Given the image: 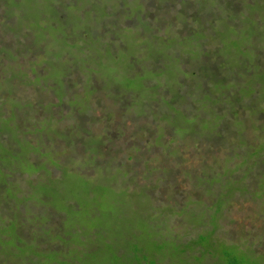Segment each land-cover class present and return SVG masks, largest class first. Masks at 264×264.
<instances>
[{
  "label": "trees",
  "instance_id": "trees-1",
  "mask_svg": "<svg viewBox=\"0 0 264 264\" xmlns=\"http://www.w3.org/2000/svg\"><path fill=\"white\" fill-rule=\"evenodd\" d=\"M7 1L0 0V11L5 14L4 9L8 11V16L0 15V32L10 27L6 23L9 18H15L18 21V38L14 37L17 47L7 39L2 38L0 42V74L6 72L10 75H2V79H11V84L15 83L14 87L9 85L10 89L22 84L56 90L59 102L46 106L51 108L63 105L65 114L58 119L54 117L52 110L47 112L43 101L25 102L11 96L6 101L8 112L3 110V104L0 106V264H264V256L258 253L256 247L224 242L216 236L220 226L218 220L222 219L223 211L234 197L249 193V186H253L256 188V197L264 199V43L257 41L255 62L258 69H250L243 60V53L235 52L233 48L228 49L227 59L234 60L238 65V68H233L226 61H221L219 49L223 47L216 44L218 39L211 32L208 14L196 7L197 4L206 5L207 0H126L124 6L135 3L141 9L139 18H142L140 13L143 9L148 13L147 19L153 20L155 14L150 6H159V3L166 9L177 5L187 9L186 6H189V11L196 12L193 18L203 11L205 15L201 18L204 21L197 18L199 20L196 25L200 28L194 32L188 26L189 20L184 23L177 18L176 22L180 26L184 25V31L189 29V35L192 36L189 40L181 38L171 41L167 32L173 29L168 24L165 36L148 33L141 41L133 31L142 27L132 17L129 22L136 24L130 26L132 28L127 30L121 48H118V52H127L125 66H122L119 56L112 50L113 41H103L111 30L103 35L87 26L85 31L90 38L82 52L86 61L95 62L89 63L91 66L88 67L76 64L73 68L67 61L77 63L80 55L70 50L68 31L72 30L65 26L56 30L53 24L26 22L22 19L25 8L8 6ZM37 1L44 3L42 0ZM54 1L51 4L58 11L60 4L73 6V1ZM115 1L119 6L120 0ZM236 1L238 0L233 1L235 11L243 12L242 6L235 4ZM36 8L41 19L53 16L44 6ZM219 10L221 8L215 11ZM124 11L130 13L127 9ZM60 14L62 17V13ZM193 18H190L191 23H195ZM162 20L161 18L159 22L149 24L156 31ZM167 22L164 20V23ZM239 23L240 17L236 16L233 25ZM31 24L39 27L38 34L53 33L64 42V46H69L68 59L53 60L51 55L56 53L51 52L48 46H42L46 50L41 49L39 39L46 40V35L30 41V35L24 30L30 33ZM19 31H23V37ZM234 31L237 30H232L231 35L220 39L224 43L233 42L236 38ZM117 33L122 34V29ZM210 34L216 37L211 39L212 47L208 50L201 47L199 50L194 49L193 52H199L196 59L198 61L195 66L183 71L178 65L182 57L181 54L177 55L176 50L181 51L187 46L185 43H192V40L209 41ZM250 41L253 42L251 39ZM101 44H104V48L111 47L108 54L104 53V49L96 47ZM209 44L207 42L206 46ZM178 45H182V48H177ZM149 46L156 55L152 57L155 64L151 70L146 64H142L144 59L141 55L132 56L130 51L131 48H136L140 51L143 49L145 53ZM171 50L173 51L170 52ZM40 51H46L47 56L51 57L50 66L53 60L56 64L54 67L62 72L59 80L49 78L44 83V76L50 69L42 74V68L34 67L30 69L34 76L31 78L28 70L22 69L18 64L20 59L33 61L34 52L41 53ZM36 57L43 56L37 54ZM167 58H171L170 64L166 62ZM41 62L38 67H41ZM122 67L127 69L125 75L122 74ZM79 70L85 76L82 92L73 78V73ZM242 71L243 76H240ZM211 74L213 78H210ZM122 76L127 80L125 85ZM136 76L139 83L131 88V78ZM103 98L112 101L108 111L111 110L114 117L116 108L121 115L132 109L136 110V117L142 118L140 130L142 142L146 144L145 149L160 147L157 150L163 153L168 149V156L164 155L167 162H171L169 157L174 156L183 159L181 149L184 147L180 143L173 144L178 138L189 136L191 143H187L186 147L193 148L194 153L207 150L206 147L210 146L220 148L224 154H221L222 159L218 156L204 158L207 162L200 164L201 169L204 168L202 174H194L192 181L194 189L200 190L198 188L202 185L206 186V189H201L202 194L197 195L198 199L203 198L205 191L209 196L216 197L215 215L208 218L205 210L204 215L198 211L193 212L192 209L176 210L169 203L162 205V208L156 207L152 199L157 196L148 192V185H141L135 179L138 173H134L132 169L129 172L117 169L119 162L115 159L114 152L105 148L107 142L103 141L104 130L97 133L95 128L99 122L93 105L96 99L99 108L108 105L107 102L104 104ZM40 108L50 116L44 119V122H49V128L45 130V126L42 129L36 128V125L44 123L41 122L44 116L40 114ZM19 111L28 115H40V120L36 119L34 124L31 122L34 128L28 127L26 123L18 121L16 113ZM150 120L155 124L153 128H159L158 131H152L149 127L148 124L152 123ZM63 121H67V124ZM162 122L164 124L160 128L159 124ZM33 129L35 130L32 131ZM148 131L156 136L147 137ZM252 131L256 132L255 140L250 138ZM30 133L45 135L33 142L26 138ZM169 135L171 138L168 139ZM59 141H63V144L57 145L56 142ZM30 142L32 146H28ZM53 143L55 146H52ZM192 143H198L202 149H198V144L193 146ZM134 150L137 154L131 155L133 163L130 168L136 169L137 164L142 162L140 157L146 154L143 148L141 155L139 147ZM67 162H71V165ZM79 164L92 170L84 169L86 172H82ZM145 167L146 172L151 171L148 162ZM52 168H56L60 175L54 176ZM192 169L199 170L198 167ZM128 173L133 174L128 181L135 185L130 191V187L126 188L127 181L124 179ZM17 174L20 175L16 176ZM186 176L189 177L187 174ZM159 181L162 182L160 187L164 188L167 181L162 177L158 178V186ZM59 182L69 185L66 191L59 187ZM74 186L81 193L79 200L70 195ZM114 194L122 196L120 199L125 200L131 215L125 218L124 226L122 214L117 212L120 205L116 200L120 199H115ZM188 199L193 200L192 197ZM199 201L193 200V203ZM185 214L191 223L195 222L199 226L204 221L211 224L213 229L205 230L195 238L187 234L174 236L171 230H166L169 216Z\"/></svg>",
  "mask_w": 264,
  "mask_h": 264
},
{
  "label": "rangeland",
  "instance_id": "rangeland-1",
  "mask_svg": "<svg viewBox=\"0 0 264 264\" xmlns=\"http://www.w3.org/2000/svg\"><path fill=\"white\" fill-rule=\"evenodd\" d=\"M59 1V0H58ZM72 2L73 6L70 4L69 6H65L60 4L59 11L56 9V6L52 5L51 3H55L54 0H42L44 3H40L37 0H8V6H22L25 13L23 14V20L26 22H32L37 23L41 22L42 24H53L56 28V30H59L61 26H65L70 28L72 31H68V39L70 40L71 48L70 50L75 51L80 56L76 60L77 63H73L71 61H67V64L73 68H75V65L78 64L80 67L85 66H91L89 63H93L95 61H86L82 50L86 47V42L90 38V36L87 35L85 27L91 28V30H94L96 32H102L103 35H106L108 30H111V33L108 34L103 41H113L112 50L113 52H116V55L119 56L118 60L122 64V66H125L127 63V52L123 51L118 52V48H121V42L122 39L125 38V33L128 29H131L136 23L139 24L140 29H136L137 31H133L136 37H140L142 41V37H146L149 33V35H153L156 33H159L160 35L166 34L167 26L170 24V29L173 31L167 32L168 35H170L171 41H176L181 38L189 40L192 36L189 35V29L188 31H184L183 27L184 25L180 26L176 22L177 18L179 21H183L184 23L188 22V26L194 30V32L199 31L200 26L196 25L197 21L201 18V16H204V12L200 11L196 18H193L196 15V12L189 11L188 7L187 9H184L183 6H171L170 8L166 9L163 8L159 3V6H150L153 7V20H148L147 18L148 13L142 9L140 13V17L142 15V18L138 17V13L141 9L138 8L135 3L131 4L129 3V6H124L126 0H120L119 6L118 3H116L115 0H67L66 3ZM130 0H127V2ZM234 0H207L206 5H200L197 4V9H203L209 16L208 24L210 26L211 32L213 35H215L218 39V43L220 47L219 49V56L221 57V61H226L229 63L230 67H237L238 65L234 60H228L226 51L230 48H233L235 52L243 53L244 58L247 62V65H249L250 69L255 68L258 69V66L255 62V50H257V41L264 43V0H238L235 2V4H239L242 6L243 12L237 13L234 8L233 4ZM107 4V5H105ZM36 6H44L48 8L53 16H48L46 19H41L39 16V13L37 12ZM53 6V7H51ZM118 7V8H117ZM167 7V6H166ZM195 7V6H194ZM195 7V8H196ZM221 8V11L216 12L215 10L218 8ZM237 7V6H236ZM124 9L128 10L130 13H127L124 11ZM192 9V8H191ZM3 11H0V15L8 16V11L5 8ZM22 13V12H21ZM62 13V17L61 14ZM117 13V14H116ZM258 14V18H257ZM215 15L221 16L220 18H217ZM236 16L240 17V23L238 25H233L234 21L236 20ZM136 18L135 22H129L131 21V18ZM194 19L195 23H191V19ZM40 18V19H39ZM42 18H44L42 16ZM163 19L160 25V28L158 30H154V28L149 24L159 22ZM188 18V19H187ZM199 18V19H197ZM165 21H168L167 23H164ZM201 21H204L202 18ZM5 21V19H3ZM50 21L51 23H48ZM229 21V22H228ZM2 21L0 20V23ZM24 22V23H26ZM228 22V24L225 27V23ZM10 25V27H6V29L3 32H0V42H2V38L7 39L9 42H13L14 46L17 47L16 40L14 37L18 38L16 36L17 34V26L16 24L18 21L15 18H9L6 22ZM36 25H29L30 33L26 30V34L30 35V41H34V39L42 38L44 35H46V40L41 41L42 44H40L41 49H45V47L48 46V49L56 54H52L53 60H62L65 58L68 59V56H70V53L67 51L69 46H64V42L60 41L53 33L50 35L48 32L44 34L40 33L38 34V28L35 27ZM202 27H204V24H202ZM225 27V28H224ZM4 28V27H3ZM236 32V38L234 41H230L229 43H224L221 37L231 35L232 30H235ZM122 29V34L116 32L118 30ZM106 30V31H105ZM204 32V30H203ZM15 34V35H14ZM19 34L21 37H23V31H19ZM58 34H60L58 32ZM130 34V32L128 33ZM61 38H63V35L60 34ZM116 36L118 38H116ZM153 36H151L153 38ZM165 36V35H164ZM190 36V37H189ZM211 34L208 37L209 41H205L203 39H198L196 41L192 40V43L186 42L187 45L185 48H182L178 45V47L182 48L181 51L176 50L177 55L181 54V61L179 62V67L185 71L188 70L190 67L195 66V63H197V55H199V52H193L194 49L199 50L200 47L204 50H208L210 47H212V38ZM20 38V37H19ZM79 39H82V41H79ZM138 39V40H140ZM155 40L158 38H154ZM229 40L228 38H226ZM253 40V42H249V40ZM6 40V41H7ZM96 40V38H95ZM209 42L210 44L206 46V43ZM234 42H236L234 44ZM45 46V47H42ZM98 48L104 49V53L108 54V51L111 47L104 48V44L96 46ZM176 48V49H177ZM199 48V49H198ZM160 49H162L160 47ZM46 50V49H45ZM94 50V49H93ZM92 50V51H93ZM155 50V49H154ZM185 50V53H184ZM260 50V49H259ZM131 55L135 57H139L140 55L143 57L144 61H142V64H146V67L150 70L152 69V65H154V61L152 60V57H156L153 50H151V47L149 46V49L144 53L143 49L142 51L136 50V48H131ZM171 50L170 52H172ZM41 52V51H40ZM166 52V54L170 53ZM37 54H41L43 57L38 58L36 57ZM32 55V54H31ZM56 55V56H55ZM33 61L29 62L28 59H20L18 61V64L22 69H27L30 73L31 78H34V76L31 74L30 69L31 68H42L41 73L43 74L46 69H50V71L44 76L43 82L45 83L49 78L51 80H59V78L62 76V72L59 71L54 67L56 65L53 63V60H51L52 64L50 66L49 59L51 57H48L46 54V51L37 53L34 52L33 54ZM193 56V59L191 57ZM42 59V62H41ZM41 62L40 66L38 67V64ZM166 62L170 64L171 58H167ZM215 62V59H214ZM154 69V67H153ZM247 69V68H246ZM126 67H122V74H126ZM243 71L240 73V76H243ZM5 74V75H4ZM9 74V73H8ZM6 72L2 73L4 76H10ZM2 75L0 74V106L3 104V110L9 111L8 105L6 104V101L9 96L15 97L17 100L22 99L23 101L27 102H42L44 103V106L49 103H58L59 99L56 95V90L51 91L46 88H35L34 86L29 85H22L19 84L17 87L10 89L11 85L14 87V84H11V79H2ZM74 79L76 81L74 83L78 84L79 91H83L82 83L85 80V76L82 75V70L76 71L73 73ZM124 85L126 84V78L125 76L121 77ZM210 78H213L212 74ZM49 80V81H51ZM138 77H132L131 78V88L135 87L138 81ZM15 82V81H14ZM148 83H150L148 81ZM87 82L85 83V85ZM109 85V82H107V86ZM214 85V84H211ZM137 87V86H136ZM81 91V92H82ZM12 94H11V93ZM81 98V97H80ZM104 104L107 102L108 105L99 108L98 107V101L94 102L93 108L96 109V119L99 123L95 125L97 133H101L102 130H104L105 138L103 141L107 142L105 148L111 149L112 152H114V155L116 156V160L119 162V166L117 167L118 170H124V171H130L132 169L134 173H138L137 178H135L141 185H148L149 186V193L152 196H157L156 198H153V204L156 205V207H164L162 205H167V203L171 204L172 206L176 207V210H184V209H192L193 212L198 211L201 212L202 215H204L203 210H205L206 216L209 218L211 215H215L216 206L215 203L217 202L216 197H211L208 195L207 191L204 192L203 198L198 199L197 195L202 194L201 189H206L205 185H202L200 190L194 189V185L192 183L193 181V175L198 174L201 175L204 168L201 169V162H204V158H212L213 156H218L221 158V152L217 146H210L206 147L207 150H201V146L198 144V153H194V149L190 148L189 146L186 147L187 143H191V138L189 136H186L183 139L178 138L173 144L180 143L184 148L181 149L183 153V159L180 158V156H174L169 157V161H165V156L168 154V149L164 151V153L161 150H157L160 147H154L145 149V143L142 142V131L140 130L142 127V118L138 119L136 117L137 111L133 110L128 113H124L123 115L120 114V111H117L115 117L111 115V110L108 111L109 106L111 105L112 101L109 102V100H105L103 98ZM4 102V103H3ZM47 112H50L52 110V113L54 114V117L60 119L63 114H65V109L63 108V105L59 107H49L46 106ZM39 112L44 116L43 119H41V122H44V119L49 118L50 116L47 115V112L40 108ZM44 112V113H43ZM11 115V113H9ZM18 121L23 124L26 123V126L32 127L31 122L33 124L35 123V120L38 119L39 116L37 114H24L23 111H19L16 113ZM149 127H151L152 131H158L159 128L154 127L155 125L152 120H150ZM64 124H67V121H63ZM164 122L160 123V128L163 126ZM45 129L49 128V122H44L39 125H36V128L42 129L44 127ZM33 129L32 131H34ZM152 131H148L147 137L156 136V134L152 133ZM40 135L39 133L28 135L26 138L27 140H31L33 142L39 140L38 137L44 136ZM52 135V134H50ZM256 132L252 131L250 133L251 139H256ZM171 138V136H168V139ZM35 140V141H34ZM144 141V140H143ZM186 142V143H185ZM56 144L61 145L63 144V141L56 142ZM197 144L192 143L191 145L197 146ZM28 146H32V143L30 142ZM52 146H55V143L52 144ZM203 146V145H202ZM139 147V153L142 154V148L143 152L146 154V156L142 155L141 160L139 164H137L136 169L134 167L130 168V165L133 163V160L131 158V155H136L134 148ZM186 150V151H184ZM45 151V149H44ZM220 151V152H219ZM73 151H71V154ZM166 154V155H165ZM165 155V156H164ZM222 159V158H221ZM223 159H225L223 157ZM71 161V160H69ZM148 162L149 169H151L150 172H146L145 164ZM69 165H71V162H67ZM232 166V162L230 163ZM82 172H86L85 170H90L91 168H85L83 164L78 165ZM198 167L197 169H192ZM167 168V169H166ZM97 169V168H96ZM166 169V170H165ZM92 170V169H91ZM94 170V169H93ZM171 170H174L175 172H171ZM164 172V173H163ZM24 174V173H23ZM52 174L54 176L60 175V172L56 170V168H52ZM186 174L189 176L187 177ZM20 174H17L18 176ZM133 175L132 173H128L124 179L127 181L125 183L126 188H129V191L134 189L135 185L128 181L129 177ZM25 177H28V175ZM162 177V179H165L166 185L164 188L160 187L162 185V182L159 181V186L157 185L158 178ZM114 183V182H113ZM69 184V183H68ZM59 187L66 188L69 187V185L66 186V183L59 182ZM249 193H245L243 195H238L234 197L230 201V205L228 208L223 211L222 219H219V228L217 229L216 236L223 240L224 242L229 241L230 243L234 244H244L245 246H252L256 247L258 250V253L261 256H264V199H260L256 197V188L253 186H249ZM64 191V192H65ZM255 191V192H252ZM70 192V191H69ZM67 195V194H66ZM70 195H74L79 200V197L81 196L80 191L77 189V187H73ZM69 196V194L67 195ZM115 199H120L122 196L115 195ZM193 200H200L197 203H193V200L189 201L188 198H191ZM215 198V199H214ZM122 200V202H121ZM115 200H113L114 202ZM116 202L120 205L117 212H119V215H121L122 219V225H125V218L127 219L129 216H131L128 213V206L125 200L120 199L116 200ZM84 204V203H83ZM207 209V210H206ZM168 221V229L167 231L171 230L172 235L177 236L181 235L184 236L187 235H193L194 238L197 237L199 234L203 233L205 230L213 229V226L208 223H204L203 225L200 224L195 225L197 223L193 222L191 223L188 221V215L185 214L183 216L173 215L169 216ZM121 221V220H120ZM182 242H184L182 240Z\"/></svg>",
  "mask_w": 264,
  "mask_h": 264
}]
</instances>
